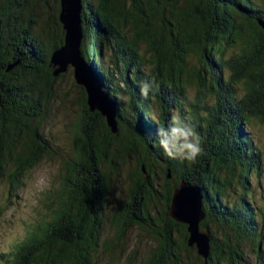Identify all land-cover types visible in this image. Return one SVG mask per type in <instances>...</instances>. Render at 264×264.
<instances>
[{
    "label": "trees",
    "instance_id": "1",
    "mask_svg": "<svg viewBox=\"0 0 264 264\" xmlns=\"http://www.w3.org/2000/svg\"><path fill=\"white\" fill-rule=\"evenodd\" d=\"M53 2L59 10L45 27L52 23L58 32L48 36L38 26L51 14V0H0V183L8 179L17 190L53 150L38 125L45 118L42 101L64 77L52 64L65 42L60 0ZM260 21L264 0H83L85 58L118 106L119 133L89 111L79 87L84 114L63 156L59 187L49 191L43 219L28 224L0 261L95 264L102 246L113 252L139 228L157 243L144 264H192L184 253L189 261L195 256L194 264H264V210L251 199L249 181L251 172L261 178V154L243 132L256 119L264 123ZM144 81L158 85L147 99L140 93ZM188 87L195 88L194 97ZM175 109L200 136L195 161L170 159L156 142L157 129L169 125ZM131 158L129 198L107 212L103 165L117 169L116 159ZM182 182L201 187L205 196L208 260L188 245V227L168 216ZM107 221L115 237L103 242ZM211 224L220 228L219 237ZM250 247L257 260L245 257Z\"/></svg>",
    "mask_w": 264,
    "mask_h": 264
},
{
    "label": "rangeland",
    "instance_id": "2",
    "mask_svg": "<svg viewBox=\"0 0 264 264\" xmlns=\"http://www.w3.org/2000/svg\"><path fill=\"white\" fill-rule=\"evenodd\" d=\"M61 2L62 0H60L62 10ZM50 6L52 7L51 14H45L40 19L41 25L38 26L40 33L44 34L45 30L48 36L58 32L57 26L52 23L45 27L50 17L57 14L59 10L58 4L53 0H51ZM62 26L64 29L63 24ZM197 62V58L192 59L193 64H197ZM63 75L64 77H59L55 84L53 97L45 98L42 101V106L45 108V118L38 124L40 132L49 140L53 149L52 152L27 173L21 182L20 189H13L12 183L8 179L0 183V253L7 251L13 244L25 237L28 224L43 219L47 210L48 193L57 189L60 184L59 177L62 172L63 156L71 151L77 137V124L84 114L83 96L75 81L73 67H70L68 72ZM241 88L242 86H239V93ZM187 91L191 97L197 93L193 87H188ZM243 94L242 91L241 96ZM129 118L131 119L132 116ZM243 132L254 139V145L261 154V178L258 179L255 173L251 172L249 181L255 192L251 199L257 208L264 210V123L256 119L254 123L245 126ZM116 162L119 164L117 169L115 167L108 168L110 165L108 163L103 165L104 171L106 170L105 173L108 174L110 185V203L107 205V212L128 200V175L136 165L132 158L126 160V163L120 159H116ZM106 224L103 242L115 237L113 227L109 222ZM210 226L213 235L219 237L220 228L213 224ZM202 230L207 232L205 228ZM156 247L157 243L152 234L137 228L130 231L122 243H116L113 252L102 246L95 258V264H144ZM260 249L264 253V240ZM184 255L189 263L194 264L197 261L194 255L191 261L188 260V254L184 253ZM257 256L252 247L248 248L245 253V257L250 260H257ZM0 264L3 262L0 261Z\"/></svg>",
    "mask_w": 264,
    "mask_h": 264
},
{
    "label": "water",
    "instance_id": "3",
    "mask_svg": "<svg viewBox=\"0 0 264 264\" xmlns=\"http://www.w3.org/2000/svg\"><path fill=\"white\" fill-rule=\"evenodd\" d=\"M61 4L60 21L64 25L65 42L52 56L55 75L67 73L73 67L75 81L85 91L89 111L101 114L111 132L118 134V106L97 71L85 58L83 0H62ZM259 23L264 30V21ZM16 66L11 65L8 71ZM204 200L201 187L182 182L174 191L168 216L188 227V245L195 247L199 256L208 260L212 253V237L209 232L202 230V223L207 217Z\"/></svg>",
    "mask_w": 264,
    "mask_h": 264
},
{
    "label": "clouds",
    "instance_id": "4",
    "mask_svg": "<svg viewBox=\"0 0 264 264\" xmlns=\"http://www.w3.org/2000/svg\"><path fill=\"white\" fill-rule=\"evenodd\" d=\"M158 85L144 81L140 84L141 96L147 99ZM157 140L160 149L170 159L195 161L201 153V139L196 129L175 109L167 127L157 129Z\"/></svg>",
    "mask_w": 264,
    "mask_h": 264
}]
</instances>
